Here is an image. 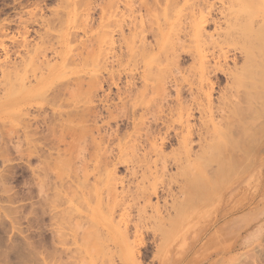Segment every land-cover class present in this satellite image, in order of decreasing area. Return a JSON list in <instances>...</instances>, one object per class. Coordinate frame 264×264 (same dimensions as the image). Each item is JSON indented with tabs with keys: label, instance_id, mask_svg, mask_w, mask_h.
<instances>
[{
	"label": "rangeland",
	"instance_id": "obj_1",
	"mask_svg": "<svg viewBox=\"0 0 264 264\" xmlns=\"http://www.w3.org/2000/svg\"><path fill=\"white\" fill-rule=\"evenodd\" d=\"M263 5L264 0H0V264H264V239L244 249L231 230L264 197V127L249 112L218 124L233 110L223 102L234 69L244 67L243 40L228 31L255 27L252 16ZM231 13L240 19L229 18ZM241 14L251 17L244 28ZM202 17L212 22L199 27ZM182 76L209 79L214 89L204 90L211 92L213 106H193L203 96L194 89L199 81L181 84L184 106H176L173 79ZM193 93L200 99H192ZM259 114L254 116L264 123ZM134 116L141 121L133 122ZM244 119L258 123L245 143L254 146L253 154L249 158L245 151L235 161L244 157L254 165L247 164L245 173L241 164L245 174L233 168L239 178L231 181L230 172L233 184L223 189L217 180L232 166L216 171V150L207 147L214 138L218 144L228 139L232 128L241 130ZM208 125L210 134L215 126L218 133L205 138ZM199 134L208 141L202 143ZM181 138L194 143L191 159L179 152ZM225 172L223 182L229 183ZM197 175L202 182L195 185ZM210 176L217 185L208 183ZM96 207L110 232L103 223H86ZM57 226L68 242L62 250ZM72 235L78 245L87 238L89 249H79ZM102 240L106 248L95 246ZM96 249L100 258L93 256Z\"/></svg>",
	"mask_w": 264,
	"mask_h": 264
},
{
	"label": "bare ground",
	"instance_id": "obj_2",
	"mask_svg": "<svg viewBox=\"0 0 264 264\" xmlns=\"http://www.w3.org/2000/svg\"><path fill=\"white\" fill-rule=\"evenodd\" d=\"M238 1V0H237ZM239 2H240V0H239ZM259 3V2H258ZM261 3V2H260ZM259 3V5L261 6V4ZM264 6V5H263ZM262 6V8L261 7H259L260 9H258L257 8V10H256V12L253 14V16H252V14H251V16H252V19H251V17H249V15H247V17L245 16V18L247 19V22L248 21H250V19L252 20V21H254V22H252L251 23V21H250V23L251 24H253V23H256L257 25H255V27H253V25H249V26H247L248 24H247V22H246V20H245V18L243 19V16H242V14H241V16H242V20H245V21H243L242 22V20L241 21H239L240 23L242 22L243 23V25L242 24H240V25H238V26H240V27H245L246 26V28H244V29H239V31H237L238 29L237 28H234L233 29V27L232 26H230L232 29L231 30H229L228 31V35L230 36V34H231V32H232V35H234L233 36V38L237 35V34H239L238 35V37L236 36V39L238 40V41H240V40H243V42L241 43V47H243L244 46V48L243 49H241V48H237V50L239 51L240 49H241V51L240 52H244V58H243V62H244V67L243 68H241V70L239 71V69L235 66V68H237L238 70L236 71V69H234L235 70V72L232 74L231 72V74H232V80L230 81V82H232V85L231 86H229V90H230V93H229V95H227V96H225V98H224V102H223V106H229V107H231L233 110L231 111V113L230 112H228V110H230V109H227L226 111H227V113L225 114L226 116H224L225 118H223L222 117V120L221 121H218V124L220 123V122H224V121H227L226 123H228V122H230L231 121V119H236V121H238V120H240L241 118H242V113L243 112H249L250 114H246V115H251V117H252V114H253V118H256L257 120H259L260 121V123L258 124V125H263V127H264V123L263 122H261V120L263 119V118H261V119H259V117L257 118L256 116H254V115H257V110H259L258 111V115H261V114H259L260 113V111L262 110V112L264 113V7ZM207 7V6H206ZM204 9V8H203ZM203 9H201V10H203ZM206 10V9H205ZM202 12H204V10L202 11ZM235 13V12H234ZM239 13V12H238ZM205 14V13H204ZM233 13H231L230 15L231 16H229V18H231L232 16L234 17V15H232ZM237 14V13H236ZM193 15V14H192ZM164 16H165V19L167 20V14H165L164 13ZM181 16H182V13H181ZM235 16H237V15H235ZM241 16H239V17H241ZM156 17V16H155ZM170 17V16H169ZM168 17V20H170L171 18H169ZM173 17H175V16H173ZM192 17V16H191ZM212 17V16H211ZM190 18V17H189ZM194 18V17H193ZM203 18V17H202ZM235 19H237V17H234ZM234 18H232L233 19V21L235 20ZM163 19V18H162ZM212 19V18H211ZM240 19V18H239ZM239 19H237V20H239ZM173 20V19H172ZM202 20V19H201ZM213 20V19H212ZM237 20H235L234 22H236ZM178 21H180V18H179V20ZM191 21L193 22V19H191ZM197 21V20H196ZM209 21H211V20H209L208 19V17H204L203 18V20L202 21H200V23H198V26L199 27H201V25H203V24H205V23H207L208 24V22ZM168 22V21H167ZM212 22V21H211ZM210 22V23H211ZM163 23H165V22H163ZM175 23H177V22H175ZM209 23V24H210ZM249 23V22H248ZM237 24V22L235 23V25ZM245 24H247V25H245ZM233 26H235L234 24H232ZM245 25V26H244ZM195 26V25H194ZM237 26V25H236ZM237 26V27H238ZM191 28H192V26H191ZM237 29V30H236ZM233 30V31H232ZM234 30H235V32H237V34L234 32ZM196 31H198V33H197V35H199L200 36V31L197 29ZM195 33V32H194ZM236 35H235V34ZM203 34H205V33H203ZM196 35V36H197ZM227 35V37H229ZM162 36V35H161ZM193 36V33H192V35L190 36V37H192ZM210 36V35H209ZM194 38H195V36H193ZM231 37V36H230ZM212 38V37H211ZM206 39V38H205ZM207 39H210V37L209 38H207ZM231 40L232 38H228L227 40ZM235 39V40H236ZM233 41H232V43H233V45L235 44V42L238 44V42L237 41H235L234 39H232ZM231 42V41H230ZM240 44V43H239ZM239 52V53H240ZM242 52V53H243ZM242 53H240V55H242ZM243 56V55H242ZM241 56V57H242ZM226 59H227V57H225ZM237 60V59H236ZM237 62V61H236ZM235 61H234V63L233 64H235L236 63ZM215 68H217V67H215ZM208 69V68H207ZM209 69H211V68H209ZM220 69V68H219ZM223 70V69H222ZM221 70V71H222ZM210 71V70H209ZM229 71V70H228ZM207 75L209 74V75H211L212 73H206ZM214 75H216V74H214ZM230 75V74H229ZM231 76V75H230ZM216 77V79H218L217 78V76H215ZM185 77L184 76H182L180 79L181 80H179V79H176V77L173 79L174 80V85H175V88H177V93H176V95H177V101H175L176 103L178 102V104L176 105V106H184V104H182L184 101L182 100V102H181V98H180V92H182V90H180L181 88L180 87H182L181 86V84L182 83H184V84H186L185 82H187V83H190V82H188V81H192V85H195V84H197L196 82H198V87H196V85H195V87H194V89L195 88H197L199 91H200V95H201V93L203 94V96L202 97H204L205 98V102H207V104L206 105H204L203 103H205V102H203L202 103V101H203V99L204 98H202L198 93V95H194V93H193V97H192V99H195L196 98V100H199V99H197L199 96L201 97V101H198V103H196V102H194V100H193V106H194V104H198L199 106L201 105V106H213V104H212V99H211V97H212V95H211V92L210 91H208V90H204L205 88L206 89H208V87L210 88V85L208 84L209 83V79H207V78H204V77H202L201 79H186V80H183ZM220 79V78H219ZM217 80L218 82L219 81H221V80ZM228 79H230V78H228ZM183 80V81H182ZM195 80H197V81H195ZM207 80V81H206ZM211 81L213 82V80L211 79ZM210 81V82H211ZM236 81H237V83H238V85H237V87H236ZM195 84H194V83ZM211 82V83H212ZM204 83H206V84H208V85H206V84H204ZM183 84V85H184ZM166 85V84H165ZM187 85H189V84H187ZM192 85H190L191 87H192ZM206 87H205V86ZM212 85L213 86H215L214 84H211V87H212ZM189 86V90H190V87ZM163 89V88H162ZM211 89V88H210ZM214 89V88H213ZM213 89H211V90H213ZM164 91H165V97L163 98V100H165L166 101V95H167V93H166V86L164 87ZM180 91V92H179ZM191 91H192V89H191ZM199 91H197L196 90V92H199ZM193 92V91H192ZM191 92V93H192ZM213 92V91H212ZM182 94V93H181ZM168 96V95H167ZM195 96H198V97H195ZM181 97H182V95H181ZM163 102L164 101H162L161 102V106H163V108H164V104H163ZM167 104V103H166ZM182 104V105H181ZM225 104V105H224ZM198 105H195V106H198ZM186 106V105H185ZM190 106V105H189ZM223 106H221L223 109H224V107ZM241 106H245L246 108H247V110H246V108L244 107H242L241 108ZM253 106H257V108L258 109H256V108H254ZM259 106V107H258ZM261 106V107H260ZM160 108H162V107H160ZM171 108V107H170ZM221 108V109H222ZM168 109V108H167ZM172 109V108H171ZM217 109V108H216ZM220 109V107H219V110H217L218 112L221 110ZM222 109V110H223ZM243 109H245V110H243ZM169 110V109H168ZM220 111L219 113L217 112V111H215V112H217L219 115H222V113H223V115H224V112L223 111H225V109L223 110V111ZM242 110V111H241ZM160 111H162V109H160ZM252 113H251V112ZM163 112V111H162ZM222 112V113H221ZM242 112V113H241ZM253 112H255V113H253ZM171 113V112H170ZM212 113V112H211ZM163 114V113H162ZM186 114H187V112H186ZM229 114H230V116H231V118H228V116H229ZM244 114V113H243ZM161 115V114H160ZM191 115V114H190ZM209 115H211V114H209ZM228 115V116H227ZM257 115V116H258ZM165 116V115H164ZM229 116V117H230ZM239 116H241V117H239ZM262 116H264L263 114H262ZM138 117H142V115L141 114H139L138 115ZM137 116H134L133 117V122H136V119L138 118ZM227 117V118H226ZM238 117V118H237ZM245 117V116H244ZM243 117V118H244ZM248 118H249V116H248ZM187 119V118H186ZM185 119V122L187 123L188 121H189V119H188V121ZM221 119V118H220ZM220 119H218V120H220ZM223 119H225V120H223ZM227 119V120H226ZM230 119V120H229ZM246 119H247V116H246ZM246 119H244L243 120V122H241L240 121V123H239V126L241 125V130H240V132H242L240 135H239V130L238 129H236L235 128V130H237L236 132V135H235V132L233 133V131H235L234 130V128H232L233 130H232V134H234L235 135V137L233 136V137H231L230 135H232L230 132V128H227L228 126V124H226V126L227 127H224L223 129L225 130V129H227L226 131H227V134H228V132L230 133L229 135H228V139L226 138L227 136V134L226 133H224L223 135L225 136V138H226V140H224V141H222L221 142V144H218L219 142H217V143H215V141H216V139L214 138L213 140H212V143H211V145L210 144H208V143H206V144H208V146L209 147H207V149H210V150H212L213 151V153L212 154H214L215 152V150H216V154L215 155H217V152H218V155L217 156H215V155H213L212 157H211V159L213 158V160H212V162L213 163H216L218 166H219V168H218V166H217V168L216 169H218V170H216V169H214V170H216V171H219V173L221 172V170H222V168H224V169H226L228 166H232L231 168V171H228L229 169H230V167H229V169H226L227 171L225 172L226 173V177H227V181L231 178V176L233 175V173H234V175H233V178L232 179H230L231 181H234V180H236V179H234V177L236 176L237 177V174H235V173H237V172H240V170H241V172H242V169L243 168H246V165L248 164V162L247 163H245L246 162V160L244 161V157H241L242 158V160H240V162H236L235 160H236V156L239 154V155H242L243 156V153L245 152V151H250V150H253V147H252V149L251 148H247V144H245L246 142H248V140H249V142H251L252 140L250 139V134H251V128H252V126H253V128H256L255 126H257V124H255V123H253L252 121H249L248 122V120H247V122H246ZM250 119V118H249ZM138 120V119H137ZM229 120V121H228ZM139 121H141V119L140 120H138V122ZM235 121V122H236ZM234 123V122H233ZM249 123V124H248ZM253 123V124H252ZM188 124V123H187ZM229 124H232V122H230ZM252 124V125H251ZM135 125H138V124H135ZM209 125H211V126H213L212 125V122L211 123H209ZM208 125V126H209ZM216 126H218L217 125V123L215 124ZM214 125V126H215ZM220 125H225L224 123L223 124H220ZM219 125V131L220 132H222L221 131V127L222 126H220ZM188 126V125H187ZM211 126H209L210 127V129H209V127H207L209 130H207V128H205L206 130H205V133H204V131H203V133H204V137L206 138V136L208 135V137H209V135L210 136H212L211 134H215V132L217 131V129L218 128H216V126L215 127H213V129L215 128L216 129V131L214 132L213 131V133H211L210 134V132L209 131H211ZM235 126V125H234ZM236 126H237V124H236ZM206 127V126H205ZM250 127V128H249ZM240 128V127H239ZM214 129V130H215ZM252 130H254V129H252ZM208 131V132H207ZM212 132V131H211ZM208 133V134H207ZM216 133H218V131L216 132ZM262 133V132H261ZM264 133V132H263ZM193 134V133H192ZM201 134V133H200ZM200 134H199V136H200ZM207 134V135H206ZM257 134V133H256ZM259 134V133H258ZM257 134V135H258ZM203 135V134H202ZM242 135H243V138H242ZM181 137V136H180ZM183 137V136H182ZM185 137V136H184ZM189 137V136H188ZM202 136H200L199 138H200V141H201V139L202 138H204V137H202ZM207 137V138H208ZM213 137H214V135H213ZM241 137V138H240ZM255 137V136H254ZM253 136L251 137V138H254ZM224 138V137H223ZM224 138V139H225ZM256 138V137H255ZM254 138V139H255ZM166 139V138H165ZM169 139V138H168ZM182 140H183V138H181ZM180 139V140H181ZM190 139V138H189ZM229 139L231 140L230 142H229ZM241 139V140H240ZM242 139H244V140H242ZM259 139V138H258ZM185 140V139H184ZM184 140H183V142H184ZM206 139H204L203 141H205ZM219 140V139H218ZM217 140V141H218ZM240 140V141H239ZM251 140V141H250ZM256 140V139H255ZM150 141V140H149ZM168 141V140H167ZM189 142H191L190 140H188ZM203 141H201L202 143H203ZM206 141H208V139L206 140ZM214 141V142H213ZM225 141L226 142H229V143H225ZM153 141L151 140V143H152ZM200 142V143H201ZM210 142V141H209ZM163 143V142H162ZM160 144V145H164V144ZM165 143H167L166 141H165ZM182 143V142H181ZM153 144V143H152ZM193 141H192V143H191V145L193 146ZM217 144V145H216ZM249 145H251L250 143H248ZM253 144H255V143H253ZM166 145V144H165ZM190 145V146H191ZM219 145V146H218ZM248 145V146H249ZM151 146V145H150ZM157 146V145H156ZM156 146H154V145H152L151 147H150V149L152 148L153 149V152H159L162 156H164L163 155V151L164 150H162V148H158V147H156ZM189 146V144L187 143V142H184V146H181V148H180V153H182L181 155H183V156H186V158H189L190 156H189V154H191V152H192V148ZM160 147V146H159ZM164 147V146H163ZM165 148V147H164ZM194 150V149H193ZM151 152V151H150ZM179 153V154H180ZM210 153H211V151H210ZM220 153H222V154H220ZM248 152H246V154H247ZM250 153H251V151H250ZM194 154V153H193ZM253 153H251V154H247L248 156H250V155H252ZM157 155V154H156ZM246 155V156H247ZM161 156V157H162ZM211 156V155H210ZM160 157V156H159ZM224 157H226V158H224ZM214 158H216V159H214ZM238 158V157H237ZM249 158H251V156L249 157ZM189 159H191V158H189ZM210 159V160H211ZM256 159V158H255ZM261 159H263V158H261ZM260 159V160H261ZM176 161H178V166L180 165L181 167H183V162H181V159L179 158V159H176ZM231 161H232V164H231ZM244 161V162H243ZM186 162H188V161H186ZM241 162H243V163H241ZM256 162V161H255ZM210 164H213V163H211V162H209ZM188 164H194V163H191V162H189ZM234 164V165H233ZM242 164V169L241 168H239V166ZM252 164V163H251ZM251 164L249 165L248 164V167H250L251 168ZM257 164V163H256ZM228 165V166H227ZM237 165H238V168H239V170H237L236 168H237ZM244 165H245V167H244ZM252 165H254V162H253V164ZM179 166V168L181 169V167ZM210 166V165H209ZM213 165H211V167H212ZM227 166V167H226ZM234 166H236V167H234ZM233 168H234V170L236 169V171H233ZM249 168V169H250ZM179 169V170H180ZM223 169V170H224ZM247 169V168H246ZM245 169V170H246ZM248 169V170H249ZM222 170V171H223ZM244 170V169H243ZM244 170V171H245ZM207 171V170H206ZM247 171V170H246ZM246 171H245V173H246ZM215 172V171H214ZM224 172H221L220 173V175L222 176V178H223V180L221 179V176H219L220 177V179L219 180H217V178H216V176L219 174L218 172H217V174H216V176H215V179L218 181V183L221 185L222 183V185H221V187L224 189V186L225 185H228V184H231L230 183V180L228 181L229 183H224L226 180H225V176H224ZM230 172H232V175L230 176ZM203 173V172H202ZM201 173V174H202ZM208 173H211V170H210V172H208ZM245 173H241V174H245ZM207 174V173H206ZM206 174H203V175H205L206 176V178L209 176L208 174L206 175ZM214 173H212V175H213ZM239 174V173H238ZM198 175H199V173H198ZM197 175V181H195L196 180V178H195V180H193V181H195L194 183H195V185L198 183L199 184V182L201 183L202 182V178H200V180H199V177L201 176H198ZM224 176V177H223ZM229 176H230V178H229ZM195 177H196V175H195ZM235 177V178H236ZM206 178L204 179L203 178V180H206ZM239 178V176L237 177V179ZM209 179H211L210 180V182H208V183H215V185H217V182H216V180H214V177L212 178V176H210V178ZM234 179V180H233ZM225 180V181H224ZM212 181V182H211ZM220 181L222 182V183H220ZM224 181V182H223ZM197 182V183H196ZM207 182V181H206ZM233 184V183H232ZM224 185V186H223ZM226 188H227V186H226ZM219 189H220V187H219ZM149 197V196H148ZM147 197V198H148ZM99 199L97 198V202H96V206L97 205H99ZM240 206V205H239ZM93 211V213H88V214H86L85 215V219H86V223H88V225L90 226V227H94L95 225H97L98 224V226H99V224L101 223H103V224H105V226L107 227V229H108V231L107 232H110L111 231V224L108 222V223H104V222H100L99 221V216H97V213L99 212V208L98 207H96L94 210H92ZM64 220V219H63ZM65 221V220H64ZM114 226V225H113ZM100 227V226H99ZM101 228V227H100ZM96 229L98 230L99 228H95V230L93 229V233H95V232H97L96 231ZM104 230V229H103ZM106 231V230H105ZM57 233H58V236H59V238L61 239V241L59 242V244H57L59 247H57V248H59L60 250H62V249H64V247L66 248V244L68 243L67 241H64V234H62L63 233V231H62V228L61 227H58L57 226ZM98 233H100V232H98ZM104 233V232H103ZM96 235V234H95ZM73 236V235H72ZM74 236H76V237H74ZM73 237L75 238V245H77V247L80 249V246H81V248L82 249H85V250H88L89 249V246H91V243L90 242H88V240H87V238H84V237H82L81 238V245H78V243L76 242V240L78 239L77 237V235H74ZM108 236H109V234H108ZM99 237V236H98ZM73 240V239H72ZM106 240H108V238L106 239ZM106 240H105V242H106ZM105 242H103V240H102V242L101 241H96L95 242V246H98V247H101V248H106L107 247V245H105L104 243ZM264 242V241H263ZM71 243H72V241H71ZM73 243V244H74ZM112 243V242H111ZM73 244H71V245H73ZM114 244V243H113ZM115 245V244H114ZM206 245V244H205ZM68 249H69V247H67ZM208 248V247H207ZM116 249V248H115ZM66 250V249H65ZM208 250H210V248L209 249H207V251ZM94 254H93V256L95 255V257L97 256L95 253L97 252V254H99L98 252H100V250H93L92 251ZM204 252V251H203ZM82 254V253H81ZM89 254H90V252H89ZM91 255V254H90ZM249 255V254H248ZM247 255V257L249 258V256ZM86 257V256H85ZM97 257H99V256H97ZM96 257V258H97ZM241 257V256H240ZM246 257V256H245ZM100 258V257H99ZM199 258V257H198ZM197 258V261L201 258H199L198 259ZM203 258H204V253H203ZM88 259V258H87ZM126 259V258H125ZM124 259V260H125ZM243 259H245V258H243ZM82 260V259H81ZM202 260V259H201ZM85 261H86V259H85ZM98 261V260H97ZM87 262H89L88 260H87ZM102 262V261H101ZM81 263H83V262H81ZM92 263V262H91ZM44 264V263H43ZM84 264H87L86 262L84 263ZM89 264V263H88Z\"/></svg>",
	"mask_w": 264,
	"mask_h": 264
},
{
	"label": "crops",
	"instance_id": "obj_3",
	"mask_svg": "<svg viewBox=\"0 0 264 264\" xmlns=\"http://www.w3.org/2000/svg\"><path fill=\"white\" fill-rule=\"evenodd\" d=\"M231 230L237 234L240 246L251 248L264 239V197L259 206L237 217Z\"/></svg>",
	"mask_w": 264,
	"mask_h": 264
}]
</instances>
